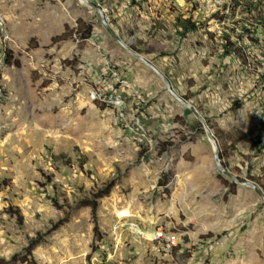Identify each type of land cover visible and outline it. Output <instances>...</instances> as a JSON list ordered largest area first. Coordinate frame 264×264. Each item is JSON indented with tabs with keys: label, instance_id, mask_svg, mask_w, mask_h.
<instances>
[{
	"label": "rangeland",
	"instance_id": "obj_1",
	"mask_svg": "<svg viewBox=\"0 0 264 264\" xmlns=\"http://www.w3.org/2000/svg\"><path fill=\"white\" fill-rule=\"evenodd\" d=\"M92 1L214 137V129L228 139L244 135L235 150L216 139L222 163L264 193V136L260 150L252 146L264 124L250 90L254 61L222 57V32L189 5ZM247 1L264 15V0ZM0 13L10 34L6 41L0 33V260L264 264V200L218 170L203 124L112 37L95 9L79 0H0ZM177 19L197 30L182 36ZM105 58L128 81L144 137L124 131L111 109L91 99L105 81ZM110 184L98 201L96 233L89 205ZM123 216L140 224L142 238L113 231ZM158 228L188 248L163 252L152 240ZM34 240L41 242L31 248Z\"/></svg>",
	"mask_w": 264,
	"mask_h": 264
},
{
	"label": "built area",
	"instance_id": "obj_2",
	"mask_svg": "<svg viewBox=\"0 0 264 264\" xmlns=\"http://www.w3.org/2000/svg\"><path fill=\"white\" fill-rule=\"evenodd\" d=\"M175 3L189 5L194 11L212 21L216 31L222 32L221 35L228 34L236 47L243 50L241 57L247 64H250L252 60L254 61L248 69L252 73L250 90L253 91L255 103H261L264 107V23L257 19V6L247 5V0H158L159 8L167 9ZM0 33L4 40H10L7 24L1 13ZM251 46L256 47L250 48ZM251 53H254V56ZM226 58L232 60L233 57ZM103 67L105 81L102 86L92 90L91 99L111 109L124 131L135 133L138 137H144L145 119L140 107L129 101L126 77L107 58L103 61ZM262 113L264 114V111ZM263 128L264 124L260 127L261 132H257L255 141H261L264 136ZM113 231H128L135 239L142 238L144 235L140 224L135 221H127L126 217L118 219ZM152 240L159 243L162 251L167 254L172 253L178 246L175 237L163 228H158L152 233Z\"/></svg>",
	"mask_w": 264,
	"mask_h": 264
},
{
	"label": "water",
	"instance_id": "obj_3",
	"mask_svg": "<svg viewBox=\"0 0 264 264\" xmlns=\"http://www.w3.org/2000/svg\"><path fill=\"white\" fill-rule=\"evenodd\" d=\"M82 1L84 3H86L87 5H89L90 7H92L93 9H95L101 16V20L102 23L104 24V26L106 27V29L109 31V33L112 35V37L133 57H135L136 59H138L140 62L144 63L145 65H147L148 67H150L156 74H158L162 80L164 81L166 88L168 90V92L178 101L180 102L182 105H184L185 107H187L189 110H191L193 112V114L196 116V118L203 124L205 130H206V134L208 139L210 140V142L213 145L214 148V159H215V163L217 165L218 170L225 176L231 178L232 180H234L235 183L245 186V187H251L252 189H254L259 196L264 200V193L262 192V190L253 182L250 181H244L241 178H239L237 175H235L233 172H231L230 170H228L226 168V166L222 163L221 160V155H220V147L219 144L216 140V138L214 137V134L212 133V130L208 127L207 122L205 120V118L202 116V114H200V112L196 109V107L194 105H192L191 103H189L188 101L184 100L183 97H181L172 87V84L169 80L168 77H166V75L156 66L154 65L152 62H150L148 59H146L143 55L139 54L138 52H135L134 50H132L121 38L120 36H118L115 31L113 30V28L111 27V25L107 22L105 13L103 11V9H101L98 5H96L92 0H79Z\"/></svg>",
	"mask_w": 264,
	"mask_h": 264
},
{
	"label": "trees",
	"instance_id": "obj_4",
	"mask_svg": "<svg viewBox=\"0 0 264 264\" xmlns=\"http://www.w3.org/2000/svg\"><path fill=\"white\" fill-rule=\"evenodd\" d=\"M257 3L253 2V3H248L247 5H253V6H260V5H256ZM259 10V9H258ZM258 20H260L261 22L264 23V15L261 14L260 12H258ZM176 27L178 29L181 30L180 34L182 36H186L188 35L190 32H193L195 30H197V25L195 23H193L190 19L189 20H182V19H177V22H176ZM221 38H222V47H223V51L221 53V56L222 57H233V58H239L241 60V55L243 53V50L242 49H239L238 47H236L235 43L231 41V37L224 33V35H221ZM133 49V48H132ZM134 50V49H133ZM139 53H141L140 51H138ZM214 133H215V138L218 139V140H221V142H226L227 144H229L232 148V150H235V146L237 143L241 142L242 140H244V135L241 134L242 137H236L234 135V133H232V136H230V138L228 139V134H226V136L224 135L223 131L222 130H217V129H214ZM256 143H254L252 146L254 148H259L258 147V144H260V140L258 141H255ZM260 150V148H259ZM112 184H110L107 189L101 191V193H99L98 195L94 196V199L95 201H93V204L90 203V207L92 208V214L95 218V232L98 233V227H97V211H98V208H99V203L98 201L106 196L109 195L110 191L112 190ZM39 242L41 241H37V240H34L32 243H31V248L34 247L36 244H38ZM0 264H7L5 263L4 261L0 260Z\"/></svg>",
	"mask_w": 264,
	"mask_h": 264
},
{
	"label": "crops",
	"instance_id": "obj_5",
	"mask_svg": "<svg viewBox=\"0 0 264 264\" xmlns=\"http://www.w3.org/2000/svg\"><path fill=\"white\" fill-rule=\"evenodd\" d=\"M101 71H102L101 74L103 75L104 67H102ZM210 242H211V241H210ZM178 245L181 246V248H182L181 250H182V251L185 250L186 248H188V245H184V244L180 243V241H178ZM210 248H211V247H210ZM181 250H180V251H181ZM208 250H209V248H208ZM190 264H192V263H190ZM200 264H202V263H200Z\"/></svg>",
	"mask_w": 264,
	"mask_h": 264
},
{
	"label": "bare ground",
	"instance_id": "obj_6",
	"mask_svg": "<svg viewBox=\"0 0 264 264\" xmlns=\"http://www.w3.org/2000/svg\"><path fill=\"white\" fill-rule=\"evenodd\" d=\"M123 217H127V216H123Z\"/></svg>",
	"mask_w": 264,
	"mask_h": 264
}]
</instances>
